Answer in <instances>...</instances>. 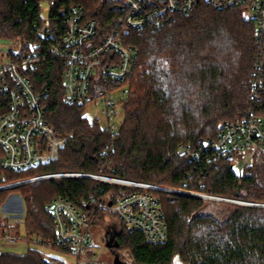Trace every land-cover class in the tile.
Returning a JSON list of instances; mask_svg holds the SVG:
<instances>
[{
	"label": "trees",
	"instance_id": "trees-1",
	"mask_svg": "<svg viewBox=\"0 0 264 264\" xmlns=\"http://www.w3.org/2000/svg\"><path fill=\"white\" fill-rule=\"evenodd\" d=\"M41 1L0 0V40L20 38L25 53L36 46L41 62L32 81L38 91L49 87L44 99L47 121L65 144L47 164L22 173L5 172L0 186L42 174L82 173L264 205V166H244L238 172L227 161L196 165L178 156L180 146L195 148L202 139L215 138L222 123L251 106L256 43L254 26L243 9L220 11L200 2L193 13L161 30L121 29L125 45L136 47L139 55L125 118L108 157L110 167L105 168L109 134L84 116V106L63 103L64 65L52 57L50 43L37 30L44 19ZM61 4L82 8L86 19L99 23V35L111 33L121 18L110 0ZM97 189L116 195L138 191L90 179L45 180L0 190V207L11 194L20 193L26 237L54 240L46 206L58 196L77 204ZM147 192L161 201L167 240L149 243L141 232L117 223L119 248L113 250L128 253L133 264H173L176 256L182 264H264V207L231 205L229 218L219 221L197 214L205 205L200 198ZM89 211L93 225L112 216L93 206ZM0 264L48 263L41 250L33 248L22 255L0 252Z\"/></svg>",
	"mask_w": 264,
	"mask_h": 264
},
{
	"label": "built area",
	"instance_id": "built-area-1",
	"mask_svg": "<svg viewBox=\"0 0 264 264\" xmlns=\"http://www.w3.org/2000/svg\"><path fill=\"white\" fill-rule=\"evenodd\" d=\"M47 17L37 29L50 43L52 57L63 65V103L86 107L99 104L103 121L97 123L109 134L103 150V167H110L108 157L114 152L119 127L125 118L124 107L130 98L129 81L139 51L126 46L121 29L142 32L157 31L172 25L179 17L193 13L200 2L216 10H244L254 26L256 62L251 83V106L232 121L220 125L215 138L202 139L195 148L180 146L178 156H185L196 165H214L227 161L234 166H264V0H110L120 14L111 33L99 35V23L88 20L82 8L67 7L63 0H46ZM0 52V179L5 172L22 173L57 159L65 139L57 138L47 121L48 106L44 99L49 87L37 90L32 73L41 62V55L32 46L25 53L20 38ZM90 179L119 187L137 189L132 193L114 194L97 189L87 200L74 203L64 196L56 197L46 211L52 218L54 240L27 237L41 251L61 252L76 259L77 264H92L87 253L92 247L93 226L90 207L112 215L117 223L141 232L149 243L167 240V227L161 201L147 191H161L200 198L205 202H229L237 205L264 207L244 201L228 200L204 193L174 190L118 179L112 176L82 173H51L29 177L0 186V190L45 180ZM2 220V221H1ZM0 244L14 245L23 240L17 231L20 223L0 215ZM15 230L16 232H12ZM48 264H60L45 252Z\"/></svg>",
	"mask_w": 264,
	"mask_h": 264
},
{
	"label": "rangeland",
	"instance_id": "rangeland-1",
	"mask_svg": "<svg viewBox=\"0 0 264 264\" xmlns=\"http://www.w3.org/2000/svg\"><path fill=\"white\" fill-rule=\"evenodd\" d=\"M42 14L46 18L49 12V5L46 0L41 1ZM12 47L11 43H5L0 41V52L6 53ZM84 116L89 119H98L103 121V116L101 115V107L99 104H88L84 110ZM244 165L242 163H237L235 169L241 172ZM231 205H237L229 202H205L203 208L197 213L198 215H211L214 216L219 221H225L229 218L232 207ZM0 215H7L11 220L16 219L20 223V228L17 231L19 233L20 239L23 240L14 245H4L0 244L1 253H12V254H25L29 249L38 248L33 242L26 240V234L24 230L26 207L24 198L20 193H13L7 199L5 205L0 207ZM114 218L108 216L100 224H95L91 228V234L93 236V244L87 253V258H90L92 264H113L114 256L119 254L120 259L125 264H133L132 259L129 254L123 250L116 252L107 247V241L112 235V230L114 229ZM2 221V220H1ZM0 221V225H2ZM12 232H16L12 230ZM43 252V251H41ZM48 256L57 260L60 264H77V261L73 257H69L61 252H46ZM43 252V253H44ZM173 264H182L179 256H176Z\"/></svg>",
	"mask_w": 264,
	"mask_h": 264
},
{
	"label": "water",
	"instance_id": "water-1",
	"mask_svg": "<svg viewBox=\"0 0 264 264\" xmlns=\"http://www.w3.org/2000/svg\"><path fill=\"white\" fill-rule=\"evenodd\" d=\"M107 247L111 250L119 248V244L116 242V235H110L107 241ZM113 264H125L121 261L119 254L114 256Z\"/></svg>",
	"mask_w": 264,
	"mask_h": 264
},
{
	"label": "flooded vegetation",
	"instance_id": "flooded-vegetation-1",
	"mask_svg": "<svg viewBox=\"0 0 264 264\" xmlns=\"http://www.w3.org/2000/svg\"><path fill=\"white\" fill-rule=\"evenodd\" d=\"M112 234H113V235H116V231H115V229L112 230Z\"/></svg>",
	"mask_w": 264,
	"mask_h": 264
}]
</instances>
